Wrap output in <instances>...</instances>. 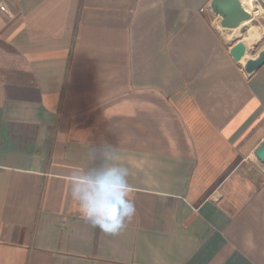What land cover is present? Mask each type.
I'll return each mask as SVG.
<instances>
[{
    "label": "crops",
    "instance_id": "1",
    "mask_svg": "<svg viewBox=\"0 0 264 264\" xmlns=\"http://www.w3.org/2000/svg\"><path fill=\"white\" fill-rule=\"evenodd\" d=\"M257 1L225 39L211 0H2L0 264H264V64L230 54L264 49ZM104 149L134 190L117 235L69 194Z\"/></svg>",
    "mask_w": 264,
    "mask_h": 264
},
{
    "label": "clouds",
    "instance_id": "2",
    "mask_svg": "<svg viewBox=\"0 0 264 264\" xmlns=\"http://www.w3.org/2000/svg\"><path fill=\"white\" fill-rule=\"evenodd\" d=\"M99 164L75 170L69 184L71 199L82 218L105 234L117 235L136 214L129 170L113 162L104 149ZM95 160V155L91 157Z\"/></svg>",
    "mask_w": 264,
    "mask_h": 264
},
{
    "label": "water",
    "instance_id": "3",
    "mask_svg": "<svg viewBox=\"0 0 264 264\" xmlns=\"http://www.w3.org/2000/svg\"><path fill=\"white\" fill-rule=\"evenodd\" d=\"M210 9L220 18L219 25L223 29L234 30L252 20L250 13L242 7L240 0H211ZM230 54L234 59L243 61V70L246 74L253 73L264 64V49L259 51L255 58L247 59L246 51L241 43L232 46ZM254 156L264 164V142L255 150Z\"/></svg>",
    "mask_w": 264,
    "mask_h": 264
},
{
    "label": "rangeland",
    "instance_id": "4",
    "mask_svg": "<svg viewBox=\"0 0 264 264\" xmlns=\"http://www.w3.org/2000/svg\"><path fill=\"white\" fill-rule=\"evenodd\" d=\"M241 1V0H240ZM215 15V14H214ZM212 20L214 21V17L212 18ZM215 23H217L216 25H217V27L220 29V25H219V21H220V18L218 17V16H216L215 15ZM245 24H247V23H245ZM244 25V24H243ZM222 30V29H221ZM235 31H233V32H231V31H229V30H222L221 32H223V34H224V38L225 39H230L233 35H236V37H243V35L245 34V32H246V27H242V25L239 27V28H237V29H234ZM231 34V35H230ZM230 37V38H229ZM237 42L236 43H240V42H238V40H236ZM242 44V43H241ZM243 45V44H242Z\"/></svg>",
    "mask_w": 264,
    "mask_h": 264
},
{
    "label": "bare ground",
    "instance_id": "5",
    "mask_svg": "<svg viewBox=\"0 0 264 264\" xmlns=\"http://www.w3.org/2000/svg\"><path fill=\"white\" fill-rule=\"evenodd\" d=\"M242 7L248 13H250L251 18L254 19L255 17L261 14L260 8L257 6L255 0H241ZM248 23V22H246ZM245 24V23H244Z\"/></svg>",
    "mask_w": 264,
    "mask_h": 264
},
{
    "label": "built area",
    "instance_id": "6",
    "mask_svg": "<svg viewBox=\"0 0 264 264\" xmlns=\"http://www.w3.org/2000/svg\"><path fill=\"white\" fill-rule=\"evenodd\" d=\"M256 4L259 6V3L257 0H255ZM0 12L5 13L9 18H11V14L6 10V8L4 7L2 0H0Z\"/></svg>",
    "mask_w": 264,
    "mask_h": 264
}]
</instances>
